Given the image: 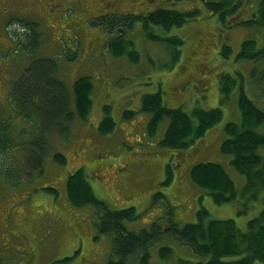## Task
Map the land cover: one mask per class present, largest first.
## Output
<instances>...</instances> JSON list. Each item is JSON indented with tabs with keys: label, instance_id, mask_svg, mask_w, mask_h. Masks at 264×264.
Here are the masks:
<instances>
[{
	"label": "rangeland",
	"instance_id": "374dc122",
	"mask_svg": "<svg viewBox=\"0 0 264 264\" xmlns=\"http://www.w3.org/2000/svg\"><path fill=\"white\" fill-rule=\"evenodd\" d=\"M166 1L0 0L1 115L11 113L12 89L20 82V77H24L26 68L44 69L46 63H56L50 58L58 59L56 76L70 88L77 78L85 75L91 76L95 85L88 118L76 117L62 134L59 127L65 126L69 119L66 115L49 135V151L53 147L61 149L67 156L66 164L58 163L51 153L44 157L43 171L32 172L27 154L23 152L20 158L23 165H18L20 172L10 165L6 178L0 177V264H101L111 257L112 238L99 232L93 207L71 206L67 195L66 179L83 164L99 198L112 208L136 206L143 214L137 220L126 222L130 230L149 227L152 220L164 214L169 204L175 206L177 221H196L198 210L206 207L209 218H234L243 229L264 207V201L259 198L249 204L245 213H239L241 198L217 203L204 191L199 193L189 179L193 162L213 160L227 166L230 158L221 152L220 145L226 136L225 123L240 118L237 92L223 106V120L196 141L199 146L204 140L205 147L198 150L196 146L177 151L159 145L166 122L157 135L151 137L147 129L151 115L140 110L143 95L157 91H162L164 103L173 107L183 105L191 109L195 105L205 108L219 105L220 78L217 75L241 67V61H228L221 55V46L228 42L234 49V57L245 38H255L260 44L264 41V26H235L237 28L232 30L222 25L216 16L192 19L172 30V34L184 38L185 44L176 67L167 69L165 63L171 58L168 50L162 43L147 38L141 25L125 32V37L132 38L134 47L139 50V61L134 62L128 54H114L107 46L106 30L89 24L90 17L97 14L143 11ZM193 3L178 0L177 7L188 8ZM25 26H35L32 37L24 41L27 49L18 45ZM30 83L34 86L36 81L31 79ZM64 96L68 99L67 93ZM19 97L14 94L13 99ZM55 102L54 99L52 105ZM46 104L44 101L43 105ZM106 105L110 106V115L116 121L111 133H102L98 127L106 115ZM19 107L35 129H42L46 124H43L45 113L54 114L53 107L36 110L25 99H21ZM129 109L138 111L133 119L124 117L125 110ZM24 118L16 113L11 117L23 126L28 124L31 128H26V132L34 133L30 121ZM7 161L8 157L1 156L0 163ZM13 161L18 160L12 158L11 164ZM169 162L175 178L170 185L162 186ZM232 169L236 186L241 190L245 177ZM47 185L56 186L58 194L45 189ZM158 190L165 193L169 203L167 199L154 203ZM165 244L174 250L171 259L160 255V247ZM192 255L178 241L163 239L152 248L151 264H175L178 257ZM67 256L73 257L67 262L60 261Z\"/></svg>",
	"mask_w": 264,
	"mask_h": 264
},
{
	"label": "trees",
	"instance_id": "16d2710c",
	"mask_svg": "<svg viewBox=\"0 0 264 264\" xmlns=\"http://www.w3.org/2000/svg\"><path fill=\"white\" fill-rule=\"evenodd\" d=\"M177 1L167 0V4L143 11L97 14L90 17L89 24L106 30L109 34L106 43L110 50L115 51L114 54H128L134 62L139 61V50L134 47L132 38L125 37V32L141 25V30L147 38L158 44L162 43L168 50L171 58L165 63L167 69L176 67L185 44L184 38L172 34V30L192 19L216 16L222 25L232 30L252 25L264 26V0H196L194 3L188 0L193 3L188 8L177 7ZM25 27L28 29L20 33L18 45L27 49L25 42L32 37L35 26ZM112 32L114 33L111 34ZM220 53L228 61H241V67L217 75V78H220L219 105L211 108L195 105L191 109L183 105L173 107L165 104L162 91H157L143 95L140 110L151 115L147 124L151 137H155L166 122L159 145L177 151L189 150L196 146L198 150L205 147L202 145L204 140L200 141L199 146L196 141L223 120V106L232 99L233 93L237 92L240 118L225 123L226 136L220 145L221 152L230 158L227 166L223 162L213 160L193 162L190 165L189 179L199 193L204 191L217 203L241 198L243 202L239 213H245L251 202L254 203L259 198L264 201V41L260 44L255 38H245L235 58L233 47L224 42ZM50 59L56 63H46L44 69L26 68L24 77L21 76L20 82L12 89L11 113L6 114L9 116L0 114V158L8 157L6 163H0V173L3 175L0 174V177L3 179L10 171V165L20 172L18 165H23V152L27 154V163L32 172L39 169L43 171L44 157L51 153L58 163L66 164L67 156L61 149L53 147L49 151V135L66 115L69 119L66 120L65 126L59 127L60 133L67 130L76 117L87 119L92 110V94L95 87L93 78L89 75L79 77L70 88L64 80L56 76L58 59ZM31 79L36 81L34 86L30 83ZM176 90L179 91V88ZM63 92L68 94V99ZM14 94L20 97L14 100ZM21 99H25L26 103L36 110L53 107V115L45 113L46 121H43V124H46L42 129H35L30 119L21 112ZM54 99L56 102L52 105ZM44 101L47 102L46 106L43 105ZM109 108V105L105 106L106 115L98 126L102 133H111L116 128V121L110 115ZM14 113L25 116L24 120L30 121L34 133L31 130L26 132V128L31 127L25 122H21L26 124L23 126L17 120H12ZM137 114V110L129 109L125 110L124 117L133 119ZM12 158L18 161L11 164ZM85 166L83 164L72 171L66 179V189L71 206L91 205L97 217L95 224L99 232L112 238L111 257L101 264H151L152 248L158 241L168 238L186 246L193 254L192 257H178L175 264H264V207L249 219L243 229L234 218H209L206 207L198 210L196 221H177L174 217L175 206L169 204V207L163 210L164 214L152 220L149 227L130 230L126 222L137 220L143 214L136 206L112 208L107 201L99 198ZM232 168L245 177L241 190L236 186ZM174 178L175 172L169 162L166 177L161 185H170ZM17 182L16 180L15 184H18ZM45 189L56 195L59 192L53 185H47ZM164 199L167 198L162 190L155 192L154 203ZM167 202L170 201L167 199ZM160 255L164 259H171L174 255L172 246L162 245ZM72 257L67 256L60 261L67 262Z\"/></svg>",
	"mask_w": 264,
	"mask_h": 264
},
{
	"label": "bare ground",
	"instance_id": "6f19581e",
	"mask_svg": "<svg viewBox=\"0 0 264 264\" xmlns=\"http://www.w3.org/2000/svg\"><path fill=\"white\" fill-rule=\"evenodd\" d=\"M128 46V45H127ZM258 169V168H257ZM209 251V250H208Z\"/></svg>",
	"mask_w": 264,
	"mask_h": 264
}]
</instances>
